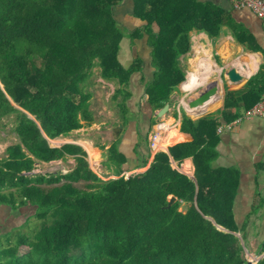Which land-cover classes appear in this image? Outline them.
I'll return each mask as SVG.
<instances>
[{
  "label": "trees",
  "instance_id": "1",
  "mask_svg": "<svg viewBox=\"0 0 264 264\" xmlns=\"http://www.w3.org/2000/svg\"><path fill=\"white\" fill-rule=\"evenodd\" d=\"M121 1L0 0V122L13 116L18 138L0 160V206L35 207L30 219L39 224L32 237L11 232L0 238V264H264V256L249 261L241 242L247 224L239 226L233 211L240 173L216 165L221 121L233 122L242 107L261 100L264 74L250 79L246 91H228L222 111L197 120L183 114L175 145L128 178L104 181L82 147L50 146L49 140L68 138L94 122L87 89L94 68L118 86L113 100L121 97L118 106L129 121V80L141 64L125 69L119 62L125 36H149L155 71L144 94L158 111L184 81L179 57L189 51V33L216 38L227 22L225 10L194 0H134L135 17L144 24L128 33L112 14ZM108 152L121 167L125 158L117 144ZM68 158L76 163L69 173H34L39 164ZM187 158L194 180L171 165V159ZM22 246L28 251L20 255ZM258 253L264 254V240Z\"/></svg>",
  "mask_w": 264,
  "mask_h": 264
},
{
  "label": "crops",
  "instance_id": "2",
  "mask_svg": "<svg viewBox=\"0 0 264 264\" xmlns=\"http://www.w3.org/2000/svg\"><path fill=\"white\" fill-rule=\"evenodd\" d=\"M194 1L201 6H217L225 10L227 13V22L221 27L220 34L216 38H211L208 34L197 30H192L189 33V51L179 57V65L184 72L185 78L175 89L176 91H180L184 98L182 102L179 101L176 111L174 112V99L172 98L174 95H171L170 101L167 104L170 105L169 110L172 109L173 111L170 117L172 124L165 131L163 126L165 124H170V121L162 123L160 129L154 126L153 132L150 133L149 138H146L145 134L142 132L143 130L140 128L141 118H139L137 114L138 110H136L134 105V109L128 106V108H130L129 113L131 117L127 123L123 121V125H126L120 133L116 134L117 136L112 142L109 141L108 130L100 131V133L106 135L105 142L108 144L105 148H101L104 145L98 147L102 149V151L103 149L106 150L107 164H110V167L104 166L105 168L103 169L106 171L118 169L120 174L114 175L116 178L119 176L126 177L127 175L131 176L142 173L149 168L157 152L167 153L168 148L175 145L172 144L174 140V131L177 129V133L182 135L180 126L183 114L187 115L185 112L190 114L192 118L187 116L192 120H197L208 114L222 111L224 109L225 96L228 91H246V85L250 79L258 74H264V20L258 18L249 10L235 9L232 3L227 0ZM112 14L115 20L128 30V33L142 27L144 24V22L135 17L134 0H122L112 9ZM238 37L243 39L244 43H241ZM148 42L149 36L146 34L139 39H131L125 36L120 42L118 59L123 66H130L134 61L140 60L141 70L130 76L128 90L131 97L129 101L134 99V91L132 90L133 81L139 78L143 82L142 89L143 95L145 96L144 101L147 107L152 110L147 102L148 97L144 94L145 85L152 81L155 71L152 65L151 47ZM127 53L129 54L128 56ZM231 69H234L236 73L240 75L241 78L239 81L232 82L229 79L227 74ZM188 81L194 83L190 89L183 86V84ZM207 93H210V97H208L205 102H200V98ZM193 94L192 100L186 103V97ZM130 103L134 104L135 102L130 101ZM187 104H190L189 106L191 107H187V110L182 108V106L186 107ZM240 105L242 106V103H240ZM169 110L165 115L169 114ZM246 110L247 109L242 107L241 115L236 120L243 118ZM158 112L159 110L157 113ZM221 122L217 131L219 135V143L217 146L219 155L216 160V165L222 168H235L240 173V183L233 206L235 219L239 226L245 225V223H251V225L257 223V226H263L264 119L250 118L240 121L237 125H231L232 122L227 124L223 120ZM150 123H152V121ZM93 124H95V119L92 125ZM103 124H101V126H103ZM162 128L163 130H161ZM77 132H79V130L73 132L68 138H71ZM116 132L117 130L115 128V133ZM154 135H157V137L155 146L152 148L151 138ZM58 139H62V145L76 144L82 147L87 154V161L92 170L94 168L91 167V164H93L91 158L101 161L100 156L102 157V155L98 156L95 150H99V148L95 147L92 139H79L78 143L66 141V138ZM50 141L52 140H49V142ZM149 142L150 145H148ZM114 144H117L118 151L125 158L121 167L115 166L109 160L108 150ZM50 146L59 147L60 144L59 146ZM149 146L150 151H156H154V153L153 151H151V153L148 152ZM163 146L167 147L163 149ZM171 165L172 168L187 175L189 178L194 177V165L191 158H187L178 164L171 159ZM114 176H112V178L116 179ZM4 209V207L0 208V212L4 211ZM6 209L9 210L10 213L15 212L8 207H6ZM22 209H26V207ZM254 209H257L258 213L253 215L255 221H252L250 219L253 216L249 219L248 216ZM242 211L245 214L241 217L239 212ZM263 240H261V242Z\"/></svg>",
  "mask_w": 264,
  "mask_h": 264
},
{
  "label": "rangeland",
  "instance_id": "3",
  "mask_svg": "<svg viewBox=\"0 0 264 264\" xmlns=\"http://www.w3.org/2000/svg\"><path fill=\"white\" fill-rule=\"evenodd\" d=\"M128 55L129 54L127 53V56ZM123 67L126 69L129 67V65L128 66L124 65ZM117 87L118 86L115 85V83L106 82L103 79H101L98 68L93 69V76L91 78V83L89 84L87 89L92 94V99L90 100V106H91V111L94 113L95 116L94 118L95 124L90 126H84V128H81L79 132L74 134L71 138H66L65 139L66 141L78 143L79 139L80 140L92 139V142L94 143L95 147L99 148L98 146L101 147V145H104L102 147L105 148V146L108 143L105 142L106 135L104 133H100L101 130H108L107 133H109V141L111 142L113 141V139L117 136L116 134L120 133L123 130V127L126 125V124L123 125V121L127 122L125 119H123L121 115V110L118 106V102L121 101V97L118 99V101L113 100V96ZM142 87H143L142 80H140L139 78L134 79L132 85V90L134 91V99L130 101H133L135 103L131 104L130 101L128 100L126 106L127 109L129 110L130 108L134 109L133 108L134 105L136 110H138L137 114L139 118H141L140 128L143 130L142 132L145 134V137L149 138L150 133H152L154 130V126L159 129L162 123L172 121L170 120V117L172 116L173 111L171 109L169 110L168 115H164L161 118H157L156 117L157 111H152L149 107H147L146 102L144 101L145 96L143 95ZM194 94L191 96L188 95V97H186L185 100L186 103L192 100L191 98L194 96ZM173 95H174V97H172L174 99L173 108L175 112L177 104H179V101L182 102V99L184 97H182V93L178 90L177 91L175 90ZM189 105L187 104L186 107L182 106V108L187 110V107H191ZM128 106L130 108H128ZM185 113L188 116H190L188 112ZM128 115L131 116L130 113ZM128 115L126 117H128ZM13 119L14 118L12 116L8 118H4L0 122V160L5 157V151L7 147L15 143H18V138L14 132L15 122L13 121ZM151 121L152 123H150ZM101 124H103V126H101ZM115 128L117 130L116 133H115ZM153 137L151 139H153ZM49 143L52 146L53 145L59 146V144L60 145L63 144V141L62 139H57V140H52ZM148 145H150V142ZM95 151H97L98 156L102 155V157L100 156L101 161H99V159L95 160L89 156L91 158V161L93 160L94 165L91 164V167L94 168L93 172H95L98 176H100V178H102L104 181L113 179L112 176L120 174V171L118 169H110L109 171L103 169L106 166L110 167V164H107V157H106L107 154L105 153L106 150L103 149L102 151V149L99 148V150L96 149ZM151 151H153L154 153V151L156 150H151ZM151 151L149 146L148 152L151 153ZM75 165H76L75 160L73 158H68L66 161H57L49 164H39L36 166L34 173L41 175L66 174L71 172L75 168ZM128 177L129 176L127 175L126 178ZM114 178H116V176H114ZM192 178L195 179L194 177ZM2 207L3 206H0V208ZM4 208H5L4 211L0 212V238L5 236V234L11 232H14L15 235L18 234V236L25 235L28 237H32L35 230L36 231L38 230L39 224H37V220L30 219V217H32L35 212V207H26V209H20L13 213H10V211L7 210L6 207ZM180 210L185 211L186 207H181ZM239 214L242 217L245 213L242 211L239 212ZM28 219H30L29 222ZM250 220L255 221V217L253 216ZM236 235L240 240L242 239V235L240 233H237ZM244 235L246 236L245 238L246 241L242 239L241 242L245 247V257L249 261H258L264 256V254L258 253L259 244L261 240H263L264 238V225L257 226V223L256 224L254 223V225H251V223H247V227ZM2 244H5V242L3 241ZM27 251L28 249L24 246L19 248L20 255L25 254Z\"/></svg>",
  "mask_w": 264,
  "mask_h": 264
},
{
  "label": "built area",
  "instance_id": "4",
  "mask_svg": "<svg viewBox=\"0 0 264 264\" xmlns=\"http://www.w3.org/2000/svg\"><path fill=\"white\" fill-rule=\"evenodd\" d=\"M232 3L235 9H245L251 11L258 18L264 20V0H227ZM250 118L264 119V95L261 100L254 104L251 108L247 109L240 118L231 123V125H237L240 121ZM230 125V124H229ZM157 135L152 139L151 147L154 148Z\"/></svg>",
  "mask_w": 264,
  "mask_h": 264
},
{
  "label": "water",
  "instance_id": "5",
  "mask_svg": "<svg viewBox=\"0 0 264 264\" xmlns=\"http://www.w3.org/2000/svg\"><path fill=\"white\" fill-rule=\"evenodd\" d=\"M228 77H229V79L232 81V82H237V81H239L240 80V75H238L237 73H236V71L234 70V69H231L229 72H228ZM208 97H210V93H207V94H205V95H203L201 98H200V102H205L206 101V99H208ZM199 102V103H200ZM169 104H166L161 110H159V112L157 113V117L158 118H161L162 116H164L167 112H168V110H169ZM31 118H33L34 119V117H31ZM59 147H61V145L59 146ZM193 179V178H192ZM194 180V179H193ZM175 198L174 197H170V204H172L173 202H175ZM237 236V235H236Z\"/></svg>",
  "mask_w": 264,
  "mask_h": 264
},
{
  "label": "bare ground",
  "instance_id": "6",
  "mask_svg": "<svg viewBox=\"0 0 264 264\" xmlns=\"http://www.w3.org/2000/svg\"><path fill=\"white\" fill-rule=\"evenodd\" d=\"M187 106V105H186Z\"/></svg>",
  "mask_w": 264,
  "mask_h": 264
}]
</instances>
